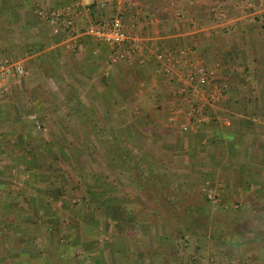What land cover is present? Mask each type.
<instances>
[{
    "label": "crops",
    "instance_id": "crops-1",
    "mask_svg": "<svg viewBox=\"0 0 264 264\" xmlns=\"http://www.w3.org/2000/svg\"><path fill=\"white\" fill-rule=\"evenodd\" d=\"M76 3L89 0H0V61L24 65L19 80L6 76V89L0 88V162L9 166L0 178L31 158L27 148L35 154L46 144L85 153L91 145L110 165L95 171L101 181L100 196L88 205L94 214L73 220L67 240L56 239L52 248L50 230L44 236L26 229L27 218H0V264H147L165 248L180 251L161 201L148 194L163 188L170 201L184 205L193 203L187 195L219 187L226 207L253 210L264 225V0H108L104 8L91 5V13L78 15ZM38 6L67 9L77 29L92 15L119 13L140 49L112 60L111 46L91 35L52 31L36 14ZM183 48L224 86L207 117L186 129L178 118H167L175 95L155 57L158 50L177 57ZM43 124L49 132L38 140L34 128ZM30 180L20 179L11 190L2 183L0 197L27 189L29 202L36 200L37 182ZM102 234L108 241L100 245ZM56 247L63 252L50 262L47 253Z\"/></svg>",
    "mask_w": 264,
    "mask_h": 264
},
{
    "label": "rangeland",
    "instance_id": "rangeland-1",
    "mask_svg": "<svg viewBox=\"0 0 264 264\" xmlns=\"http://www.w3.org/2000/svg\"><path fill=\"white\" fill-rule=\"evenodd\" d=\"M96 10L99 9L95 8V11ZM215 82L219 86L223 85L220 81L215 80ZM171 92L172 94H174L172 89ZM222 95H223V89H222ZM222 95L218 98V100L214 102L213 105L219 102ZM175 101L176 102L172 103L170 108L177 103H180L181 105L182 104L185 105V103H182V101L177 99L176 96H175ZM208 108L204 109L202 112L207 114ZM34 131H35V133H33L34 137H37L38 140L40 138L46 140L49 129H47V126L43 124L40 125L38 128L35 127ZM59 133L61 136L60 131ZM41 146L42 145L37 146V151H35L36 155H39L38 153L43 152V150H41L42 149ZM45 147L47 148V151H50L51 154L52 153L60 154L61 152L62 155L61 154L60 155L63 157V159H61L58 162L55 161L53 162L54 164L47 166L46 162L49 161L50 157H49V153L46 152L45 155L47 156H42L41 154V156H36L38 157V160L35 161L33 160L30 162L29 159L32 160L34 154L29 148L26 147L27 148L26 154L28 156L32 155L31 158L29 157L26 163L25 162H22V164L17 163L16 166L18 167V170L15 167H13L11 170V175H9L10 177L0 178L1 179L0 185L2 183L4 184L6 183L9 186L10 190L14 186H18L17 182L20 179L22 181L23 180L29 181L31 179L30 182H37V189L35 190L37 194L36 193L35 194L37 195L38 198L40 197L42 199L41 202L42 204H39L37 199L34 201L32 199V202H29L30 200L28 197L30 196V194L28 193L27 189L25 190L26 192H24L25 194L23 192L21 194L19 193L13 194V192H11V194L8 195V198L5 197L4 199L0 197L1 199L0 218L3 219L6 216V214H10L9 217L11 219H13V217H16L17 219L27 218L28 219L27 222H24V224L26 225V229L30 227L31 229H36L37 231L43 234L42 231H44V228L47 225L45 226L42 225V223L45 222L44 219L40 221V220H36L35 217L38 214H42V215L50 214L52 216H55L57 223H55L54 220H52L51 223L54 224V226L50 225V227H48V230H50L51 233V237L48 239V242L50 245L49 247L52 248L53 247L52 245L54 243L53 241H55L56 239H57L56 241L67 240L66 237H64L65 231H67V227L69 225L73 224V220L78 218L80 219L82 217L89 218L91 215L94 214L93 210L88 208V205L91 204L90 202H92V200L93 202H95L96 197L100 196L99 192L97 193V191L99 189V185L101 181L99 178L95 177V171L98 170V167H102V168L109 167L110 163L104 161L106 160V157L100 158V156H95L94 154L95 153L98 154V151H94L95 147L91 145L86 147L89 150L88 152L86 151L87 153H85L84 151L80 152L79 148L82 147H78V146H71V145L69 146V145H60V144L56 146V145L46 144ZM38 163H40L39 165L41 164L42 165L38 167L37 166ZM4 164H6V161L0 162V175L5 173V170H8L4 166ZM127 164H130V162H127ZM123 165H125L124 162ZM33 167H35L34 172L30 169ZM73 167H76V171ZM48 171L50 172L51 175L55 177H51V175H47ZM30 172L32 176L29 174ZM15 175H20V176L23 175V177L22 178L18 177L15 180V178H13ZM78 179H80L81 183L83 182L82 186L80 187L81 189H79L78 187L71 190L68 189L69 186L66 184L67 180L73 182L76 181L80 183ZM51 180L58 181L57 184H60L61 182L65 183L62 188V193L60 195L58 194L60 192H56V193L54 191L53 193L52 191L47 192L53 187V185L52 186L49 185L50 183L49 181ZM56 181H54V183ZM45 187H49V189H45ZM217 188L218 189L214 191L208 188L206 189V192L203 195H198V194H193L191 196L187 195L188 200L189 198H191L190 201L192 200L193 204L201 205L202 214L207 216V223L205 219V222H202L200 225H197L196 227L191 226L192 229L196 230L195 232H193L192 230L191 231L186 230L181 224L180 225L176 224L173 220H171V217L176 214L175 208H173L171 205L167 203H159L163 209L165 210L170 209L173 211V213H171V215H169L168 217L170 219L169 223L171 224L170 225L171 235H173V239L171 240V242L172 245H176L177 240H179L181 248L180 251L178 250V248H176V250H174L173 247L165 248L164 253H159L158 258L156 257V255L155 256L151 255L149 260L147 261V264H264V253H262V251H259V248L264 246V238L260 240L259 243L246 242L244 244L235 246L236 247L235 248L234 246L221 243L215 237L210 236L209 233L211 232L215 234H220L222 232V230L219 228V219L217 218V215L221 217L222 212L224 213L226 212L225 215L223 214L224 221L227 220V222L224 223L226 229L228 224L234 226V229L236 228L234 225L235 222L232 219L228 218L229 215L234 216L233 218H237V219L240 218L238 219V221L240 223H243V225H245L246 227L249 226V228H251L252 226L253 228L256 227L260 229L264 228V225L260 224V219L255 218V214L252 213L253 210H248L243 206L237 207L238 205L236 204L237 205L236 206L235 203H232V207L231 206L226 207L223 204L224 201L222 199L223 198L222 195L223 193H221L222 190H219V187ZM83 189L88 192L86 193V195H83ZM93 190L96 191V193H94ZM63 192L65 194L68 193V196H65V194L63 196ZM89 192H90V196H89ZM170 194L171 193H168L169 196H171ZM61 196L64 197L65 200H62ZM77 201L78 202L81 201L82 203H84L85 204L84 207L77 209L73 207L74 204H70ZM3 202H6L8 206L2 205L4 204ZM152 205H154V203H152ZM200 231H202L203 233H201ZM234 234L236 235V237L239 236V232ZM247 235L250 236V234L248 233ZM101 240L107 242L108 235L107 234L101 235L99 242L100 245L102 242ZM104 246H106V243H102V247ZM44 247L45 246H42V244L39 245V248L42 249L41 250L42 252H44L45 250ZM60 249L61 248H58L57 250L54 249L53 251H50V253H47V257L50 262L56 260L57 257L60 256L59 253L63 252V250ZM241 253H249L251 255V258L242 257ZM7 259L9 258H6V260ZM2 264L5 263H3L2 261Z\"/></svg>",
    "mask_w": 264,
    "mask_h": 264
},
{
    "label": "built area",
    "instance_id": "built-area-1",
    "mask_svg": "<svg viewBox=\"0 0 264 264\" xmlns=\"http://www.w3.org/2000/svg\"><path fill=\"white\" fill-rule=\"evenodd\" d=\"M108 0H89L87 4L76 3L74 14L82 11L91 13V5L95 8H104ZM36 14L45 17L52 31L63 30L69 36L87 34L95 39L105 42L111 46L109 57L115 60L127 53H135L140 49L137 35L131 34L125 27V23L119 13H111L106 17L92 15L84 25L77 29L73 18L67 9L51 8L43 9L37 7ZM77 48L82 46L81 40H76ZM155 57L162 62L163 71L171 79L172 91L182 103L175 104L169 110L167 118L174 120L178 118V125L182 129L188 128L195 121H202L207 114L202 111L211 107L222 95L223 85L216 84L213 78V70L200 64L194 57L190 56L188 49H180L176 57L170 52L158 50ZM24 73V65L21 61H0V88L6 89L4 78L19 80ZM34 118V114H30Z\"/></svg>",
    "mask_w": 264,
    "mask_h": 264
},
{
    "label": "trees",
    "instance_id": "trees-1",
    "mask_svg": "<svg viewBox=\"0 0 264 264\" xmlns=\"http://www.w3.org/2000/svg\"><path fill=\"white\" fill-rule=\"evenodd\" d=\"M19 136V139L21 142H23L25 140V136L24 134H18ZM41 150H43L42 153H38L39 155H36L34 154V156H47L45 155L46 152L49 153V161L46 162V165L47 166H50L52 164H54L53 162L55 161H60L61 159H63V157L61 156L62 153L60 152L59 153H56V154H51L50 151H47V148L45 147V145L41 146ZM36 158V157H35ZM36 163V162H35ZM34 163V164H35ZM40 163H38V167H40L41 165H39ZM76 171V167H73ZM31 170L34 172L35 171V167L31 168ZM63 170V169H61ZM143 178V177H142ZM50 179V178H49ZM145 180H148L147 178L144 177ZM143 179V180H144ZM80 181V179H78ZM166 179H163V181H165ZM56 181V180H54ZM53 180L49 181V185L53 187L48 190L47 192L49 191H53L56 193V192H60L58 193L59 195L62 193V188L64 186V182H61L60 184H57L58 181H56L54 183ZM167 181V180H166ZM66 182V181H65ZM168 182V181H167ZM166 182V184H167ZM66 184L69 186L68 189H74L76 187H78L79 189H81L80 187L82 186L83 182L81 183H78V182H73V181H69L67 180ZM61 186V187H60ZM45 189H49V187H45ZM168 190L169 188L166 189L165 191V188H163L162 191L158 192V193H153V194H149L150 198L151 199H154L157 203L160 202V203H167L169 205H171L173 208L176 209V214L173 215L171 217V220H173L176 224H181L186 230H189V231H193L195 232L196 230L195 229H192L191 226H197V225H200L202 222H205V219H206V223H207V216L202 214L201 212V205H197V204H182V201H170L169 198H168ZM172 190V189H170ZM57 194V195H58ZM64 192H63V196H64ZM65 196H68V193L65 194ZM166 197V198H165ZM40 198V197H39ZM37 197V200H38V203L39 204H42V199ZM165 200V201H163ZM159 207H160V211L161 213L165 216V217H169V215H171V213H173L172 210H165L163 209L160 204H158ZM192 207V208H191ZM226 213V212H225ZM224 212H222V215L221 217H219L217 215V218L219 219V228L222 230V232L220 234H215L213 232L209 233L210 236H213L215 237L218 241H220L221 243H224L226 245H231V246H237V245H241V244H244L246 242H251V243H259L260 240H262L264 238V228L260 229V228H253L251 226V228H249V226H245L243 225V223H240L238 221V219L240 218H233L234 216L232 215H229L228 218L232 219L234 222H235V229H234V226H232L231 224H228L227 225V229L225 227V224L227 222L224 221V218H223V214L225 215ZM37 220H43L44 219V223H42V225H47L45 228H44V231L43 232V235L46 236L47 235V232H48V227H50V225L54 226V224L51 223L52 220H54L55 223H57V220H56V217L55 216H52L50 214H46V215H42V214H38L36 217H35ZM221 221V223H220ZM239 223V224H237ZM242 231V233H241ZM201 233H203L202 231H200ZM239 232V236L236 237V235L234 233H238ZM250 234L249 235H247ZM236 248V247H235ZM242 254V257H245V258H251V255L249 253H241Z\"/></svg>",
    "mask_w": 264,
    "mask_h": 264
}]
</instances>
